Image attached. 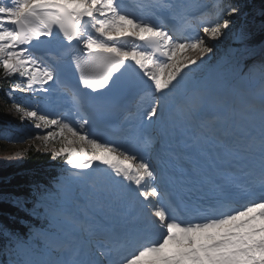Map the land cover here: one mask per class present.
Here are the masks:
<instances>
[{
    "label": "snow or ice",
    "instance_id": "6c2138e0",
    "mask_svg": "<svg viewBox=\"0 0 264 264\" xmlns=\"http://www.w3.org/2000/svg\"><path fill=\"white\" fill-rule=\"evenodd\" d=\"M240 14L231 0H0L3 91L31 97L20 120L64 165L33 193L43 226L0 224L9 264H264V42L241 25L232 66L209 56ZM245 122L256 130L234 136ZM177 132L185 151L163 160ZM210 151L234 166L207 174L195 154ZM181 159L190 174L168 170Z\"/></svg>",
    "mask_w": 264,
    "mask_h": 264
},
{
    "label": "rangeland",
    "instance_id": "374dc122",
    "mask_svg": "<svg viewBox=\"0 0 264 264\" xmlns=\"http://www.w3.org/2000/svg\"><path fill=\"white\" fill-rule=\"evenodd\" d=\"M261 1L263 0H258V4H260ZM252 5L253 3H251L249 6ZM261 12L262 9L259 8V6H255L253 9L249 10L248 12L246 11V6L241 7V14L233 17L235 23L232 29L226 30L227 34L224 35L222 38H220L219 41L209 42V45L214 47L213 53L209 54V56L217 58L218 61H220L221 58L226 59L228 62L225 64H227L228 67H230L232 65V57L229 55L231 51L227 48V46L235 43L234 42L235 39L233 38V32H235L237 29L240 28V26L243 23V19L245 18H248L250 20L249 24H252V19L248 16V14H250L252 18L254 16H256L255 18H257ZM248 19L246 20L248 21ZM249 40H253L252 36ZM237 58H239V56H237ZM7 99H8L7 102L0 99V135H3L5 131H8L14 136H18L19 138L18 139L0 138V144H2V147H0V166H12L13 168H16L21 164L22 162L21 160L28 151H40L51 154L53 146L51 144L45 145L40 139L37 138V133L40 132V130L34 127V122H29L26 120L22 122L20 120V113L16 108L17 102L15 99L17 100L22 99L23 103H20V105L25 106L26 104H29L31 102V97L26 93L17 92L14 94V99L9 97H7ZM59 147L60 145L57 143L56 149L58 150ZM50 177L52 178L50 179ZM57 179L58 177L54 172L52 175H48V176L42 175L41 179L38 180L31 179L32 181H35L34 182L35 184L30 180L28 184V188H29L28 193L24 195L25 196L31 195L33 198L36 199V197L33 195L34 191L55 187L58 182ZM0 197H4V196H0ZM4 198L6 200H10L6 197ZM34 201H33V205H34ZM32 209L33 208L30 209V212ZM28 231L29 230H27V233H25V235L28 234ZM5 252H7L5 249L2 250L0 259L4 256ZM0 264H1V260H0Z\"/></svg>",
    "mask_w": 264,
    "mask_h": 264
},
{
    "label": "trees",
    "instance_id": "16d2710c",
    "mask_svg": "<svg viewBox=\"0 0 264 264\" xmlns=\"http://www.w3.org/2000/svg\"><path fill=\"white\" fill-rule=\"evenodd\" d=\"M231 2L241 5V7L246 6L247 12L255 6H259L262 12H264V0L260 4H258V0H231ZM251 3L253 5L249 6ZM248 16L252 19V24H249L250 20L248 18L243 19L242 23V25H247L249 31L252 33L253 40H248L254 43L263 40L264 29H261L260 25L264 21V15L259 14L257 18H255L256 16L252 18L250 14ZM7 83L3 80V73L0 72V92L7 87ZM0 99L4 100L2 93L0 94ZM0 147H2V144H0ZM21 161V164L16 168L12 166H0V196L4 194L8 196L27 194L29 181L31 179H41L42 175L48 176L53 174L57 163V159H52L51 154L40 151H28ZM17 215L23 216L24 214L11 204L9 200L0 199V219L2 221L7 217L9 218L6 222L7 224L12 227H18V223L12 219V217H16Z\"/></svg>",
    "mask_w": 264,
    "mask_h": 264
},
{
    "label": "bare ground",
    "instance_id": "6f19581e",
    "mask_svg": "<svg viewBox=\"0 0 264 264\" xmlns=\"http://www.w3.org/2000/svg\"><path fill=\"white\" fill-rule=\"evenodd\" d=\"M129 43H131V42H129ZM70 211V210H69ZM71 212V211H70Z\"/></svg>",
    "mask_w": 264,
    "mask_h": 264
}]
</instances>
